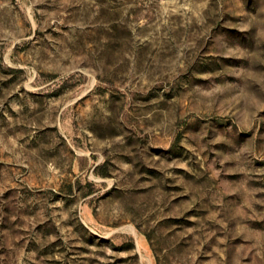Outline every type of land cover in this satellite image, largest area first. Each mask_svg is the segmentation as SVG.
Returning <instances> with one entry per match:
<instances>
[{
  "label": "rangeland",
  "instance_id": "374dc122",
  "mask_svg": "<svg viewBox=\"0 0 264 264\" xmlns=\"http://www.w3.org/2000/svg\"><path fill=\"white\" fill-rule=\"evenodd\" d=\"M0 264H264V0H0Z\"/></svg>",
  "mask_w": 264,
  "mask_h": 264
},
{
  "label": "bare ground",
  "instance_id": "6f19581e",
  "mask_svg": "<svg viewBox=\"0 0 264 264\" xmlns=\"http://www.w3.org/2000/svg\"><path fill=\"white\" fill-rule=\"evenodd\" d=\"M132 231V230H131Z\"/></svg>",
  "mask_w": 264,
  "mask_h": 264
}]
</instances>
